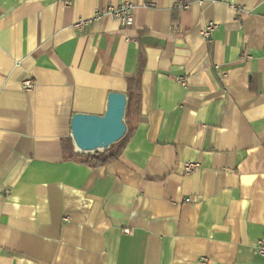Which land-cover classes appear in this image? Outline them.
Returning <instances> with one entry per match:
<instances>
[{
    "label": "crops",
    "instance_id": "crops-1",
    "mask_svg": "<svg viewBox=\"0 0 264 264\" xmlns=\"http://www.w3.org/2000/svg\"><path fill=\"white\" fill-rule=\"evenodd\" d=\"M229 1L0 0V264H264V0ZM128 90L117 159L72 158Z\"/></svg>",
    "mask_w": 264,
    "mask_h": 264
},
{
    "label": "water",
    "instance_id": "water-1",
    "mask_svg": "<svg viewBox=\"0 0 264 264\" xmlns=\"http://www.w3.org/2000/svg\"><path fill=\"white\" fill-rule=\"evenodd\" d=\"M125 108L126 96L112 92L107 96V106L102 116L73 115L69 129L75 150L82 154H91L107 150L120 141L126 132Z\"/></svg>",
    "mask_w": 264,
    "mask_h": 264
},
{
    "label": "built area",
    "instance_id": "built-area-1",
    "mask_svg": "<svg viewBox=\"0 0 264 264\" xmlns=\"http://www.w3.org/2000/svg\"><path fill=\"white\" fill-rule=\"evenodd\" d=\"M224 3H230L229 0H220ZM68 4V3H67ZM146 6V4H145ZM180 5L178 4V7ZM135 9V4L134 0H118V5L116 7H107L105 10L98 11L94 14L92 20L96 21L101 19L104 15L109 16L111 19L117 21L121 27L123 28H129L133 24V13ZM238 11L237 9H235ZM86 23L88 22H77L74 27L77 29L82 28ZM216 28V25L213 24L212 22H207L204 24V26L201 29V37L206 40L210 41L211 35L214 32ZM215 70L218 69L217 66L214 67ZM220 78H224L225 74L224 73H219ZM183 82V80H181ZM23 88L24 90L28 91L33 89L34 87V82L31 79H26L23 83ZM197 167L196 164L193 163H188L184 167V173L189 174L191 171H193ZM185 202L188 203V200H185ZM124 234H130L131 230L130 229H124L123 230ZM255 251L257 254L260 256L264 257V242L263 241H258L255 245Z\"/></svg>",
    "mask_w": 264,
    "mask_h": 264
},
{
    "label": "trees",
    "instance_id": "trees-1",
    "mask_svg": "<svg viewBox=\"0 0 264 264\" xmlns=\"http://www.w3.org/2000/svg\"><path fill=\"white\" fill-rule=\"evenodd\" d=\"M128 92H129V94H128V99L126 98V108H125V115H124L126 132H125V135L123 136V138L120 141H118L117 143L111 145L108 148V150H106L105 152H102V153L95 152L92 155H83V154L72 155V150L69 149L67 153L71 154L72 158L80 159L84 163L91 164L94 167L106 165V164L117 159V157L119 156V154H120V152L124 146V143H125L127 137L129 136V134L132 130V126L130 124H129L130 126L126 124V121L130 119L129 108L131 106V102L138 98V90H128ZM135 104H137V103H135Z\"/></svg>",
    "mask_w": 264,
    "mask_h": 264
},
{
    "label": "rangeland",
    "instance_id": "rangeland-1",
    "mask_svg": "<svg viewBox=\"0 0 264 264\" xmlns=\"http://www.w3.org/2000/svg\"><path fill=\"white\" fill-rule=\"evenodd\" d=\"M124 124H125V121H124ZM108 150V149H107ZM106 150H100V151H97V153H102V152H105ZM94 154V153H91V155Z\"/></svg>",
    "mask_w": 264,
    "mask_h": 264
}]
</instances>
